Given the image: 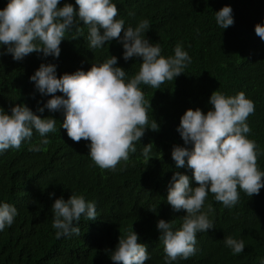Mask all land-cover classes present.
<instances>
[{
	"label": "trees",
	"instance_id": "16d2710c",
	"mask_svg": "<svg viewBox=\"0 0 264 264\" xmlns=\"http://www.w3.org/2000/svg\"><path fill=\"white\" fill-rule=\"evenodd\" d=\"M9 0H0L3 10ZM118 9L116 19L124 28L135 27L141 20L149 21L142 33L150 43H159L161 55L174 56L180 44L191 58L183 74L165 81L159 89L140 84L148 108L147 127L155 120L158 131L146 130L140 141L134 142L136 152L129 153L116 169H101L89 156L90 141H72L63 123V111L50 112L44 107L51 96H43L30 77L41 64L56 66L57 78L77 70L87 72L93 63L102 64L117 57V67L126 72V82L140 69L141 58L125 62L123 46L117 40L99 49H90L88 26L77 20V27L67 31L60 45L58 58L32 53L20 61L8 55L0 56V109L11 115V108L24 104L43 118L55 119L56 131L41 137L33 129L30 140L19 149L0 152V204L17 209L11 226L0 231V264H113L111 250L119 236L133 231L138 243L148 249L145 264H165L163 242L157 223L171 222L172 229L182 226L184 210L176 212L167 204V188L175 172L188 175L190 186H198L190 169H177L171 158L174 145L184 147L176 131L180 118L188 109L199 108L205 114L211 110V94L220 91L225 96L244 92L254 103V113L246 123L251 131L247 138L257 145V166L264 172V41L255 34V25H264V0H111ZM75 0H61L59 7ZM232 8L234 25L221 28L215 12ZM123 32L121 33V37ZM5 49L0 45V52ZM55 95L61 96L57 92ZM47 139L49 143H41ZM153 144L149 158L143 147ZM40 147L41 151H33ZM191 147V146H189ZM162 154V155H161ZM239 201L231 208L208 193L202 212L208 214L214 228L197 232V252L188 259L177 258L170 264H261L264 260V188L258 195L248 196L238 188ZM50 197V194H53ZM72 194L94 202L96 219L82 215L73 226L80 234L57 238L52 227L55 199L67 201ZM211 205L213 211L208 212ZM241 214V215H240ZM154 226V227H153ZM244 241V250L233 254L225 245V237ZM107 250V251H106Z\"/></svg>",
	"mask_w": 264,
	"mask_h": 264
},
{
	"label": "clouds",
	"instance_id": "9594fccd",
	"mask_svg": "<svg viewBox=\"0 0 264 264\" xmlns=\"http://www.w3.org/2000/svg\"><path fill=\"white\" fill-rule=\"evenodd\" d=\"M60 3L61 0H9L0 10V45L5 49L0 56L10 54L20 61L29 54L43 53L44 57L58 58L65 33L74 27L80 33L79 20L88 26L90 49L117 40L123 46L125 62L142 59L139 72L127 82L126 72L116 66L115 56L102 64L93 63L87 72L77 70L59 78L55 65L41 64L30 77L41 95L52 97L38 111L62 110L61 127L67 136L77 143L90 141L88 154L95 165L114 171L121 160L128 161L130 152H136L134 142L140 141L146 130H159L155 120L147 127L151 103L145 100L139 85L159 89L165 81L183 74L191 58L180 44L175 46L174 56H162L159 43H150L142 35L149 28V21L141 20L135 29H125L124 21L116 19L118 9L111 0H75L78 10L70 3L59 7ZM232 11L225 6L215 12L216 23L221 28L234 25ZM255 34L264 41V25H255ZM57 92L63 95H55ZM209 103L212 108L206 114L199 108L186 110L176 129L185 146L174 145L171 158L177 169L186 167L192 171V179L198 186H190L189 176L180 172L174 173L168 185L167 204L176 212L184 210L186 215L179 230L174 231L171 222L163 219L157 223L165 264L178 257L186 260L194 256L197 232L214 228L208 214L201 211L209 192L217 202L231 208L239 201L238 188L250 197L264 188V172L257 166V145L246 135L251 131L246 121L254 113L253 101L244 92L229 97L217 90L211 94ZM56 122L51 117L42 119L24 104L12 107L11 115L0 109V152L19 149L22 141L31 139L33 129L41 137L55 132ZM41 143L47 145L49 141L43 139ZM152 146L149 143L143 147L145 159L149 158ZM51 210L57 238L79 235L80 228L74 227L73 222H79L82 215L93 221L97 215L94 202H86L82 195L75 194L67 201L63 197L55 199ZM211 211L209 205L208 212ZM16 215L14 206L0 204V231L6 225L11 226ZM138 240L133 229L126 237L119 236L118 244L111 250L113 264H145L150 258L148 249ZM224 242L234 255L245 247L243 240L231 236L225 237Z\"/></svg>",
	"mask_w": 264,
	"mask_h": 264
}]
</instances>
